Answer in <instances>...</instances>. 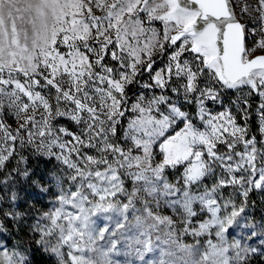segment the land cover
<instances>
[{"label": "snow or ice", "instance_id": "1", "mask_svg": "<svg viewBox=\"0 0 264 264\" xmlns=\"http://www.w3.org/2000/svg\"><path fill=\"white\" fill-rule=\"evenodd\" d=\"M0 175V264H264V0H0Z\"/></svg>", "mask_w": 264, "mask_h": 264}, {"label": "rangeland", "instance_id": "2", "mask_svg": "<svg viewBox=\"0 0 264 264\" xmlns=\"http://www.w3.org/2000/svg\"><path fill=\"white\" fill-rule=\"evenodd\" d=\"M249 2H252V0H249ZM237 11H239V9H237ZM245 19H247V17H245ZM144 79L145 80L147 79V75L144 76ZM131 91H135V89H132ZM156 91L158 92L159 90H156ZM211 107L213 108V110H216L218 108V106H216V105H211ZM126 115L130 116L131 114H126ZM124 122L126 124V119ZM65 123H68V122L65 121ZM250 124H251V128H252L253 132L255 134H257V136H258V132H256V115H255V112L253 113L252 120H251ZM68 126L71 127V124H68ZM157 151H158V149H157ZM15 166H16V162L12 161L11 163L8 164L7 169L5 171H9ZM30 166L35 168L36 172L38 174H46L54 168L55 161L47 162L44 159L36 160V159L30 158ZM2 178H3V176L0 175V179H2ZM19 191H20L21 197H22L18 201L20 211L28 212L30 215H36L38 212L46 211L49 208L52 197L50 195L41 194L39 192V190L35 186L31 185L30 183L22 184L21 186H19ZM224 192L227 195V194L232 192V189L231 188L224 189ZM252 194H253V196H252ZM0 195H4L7 197V196H10V192L5 190L3 193H0ZM253 197H257L259 199V202H261L262 207H264V193H260V192L250 193L249 201H248L249 202V208L246 210L247 212H249L251 214L253 221H261L260 218H257L255 216L256 209L254 208L255 203L253 204V202H255V201L253 200ZM239 202H240V198H237V203H239ZM137 206L139 207V205H137ZM165 214H171V213L166 211ZM258 219H260V220H258ZM263 220H264V218H263ZM16 239L17 238L9 237L10 242H13V243L16 242ZM185 242L192 243L193 240L191 237H187V238H185Z\"/></svg>", "mask_w": 264, "mask_h": 264}, {"label": "trees", "instance_id": "3", "mask_svg": "<svg viewBox=\"0 0 264 264\" xmlns=\"http://www.w3.org/2000/svg\"><path fill=\"white\" fill-rule=\"evenodd\" d=\"M253 196V194H252ZM253 200L255 201V206L254 208L256 209V213H255V216L257 218H260L261 220H263L264 218V207H262V204L261 202H259V199L257 197H253ZM258 219V220H260ZM36 261H37V264H47V262H45L39 255L36 257Z\"/></svg>", "mask_w": 264, "mask_h": 264}, {"label": "built area", "instance_id": "4", "mask_svg": "<svg viewBox=\"0 0 264 264\" xmlns=\"http://www.w3.org/2000/svg\"><path fill=\"white\" fill-rule=\"evenodd\" d=\"M234 98H235L234 94H229L228 99H234ZM252 103H253V108H252L251 111L254 113L255 112L256 101L254 100ZM185 110H190V109L188 107H186Z\"/></svg>", "mask_w": 264, "mask_h": 264}, {"label": "water", "instance_id": "5", "mask_svg": "<svg viewBox=\"0 0 264 264\" xmlns=\"http://www.w3.org/2000/svg\"><path fill=\"white\" fill-rule=\"evenodd\" d=\"M257 54H259V53H257Z\"/></svg>", "mask_w": 264, "mask_h": 264}]
</instances>
